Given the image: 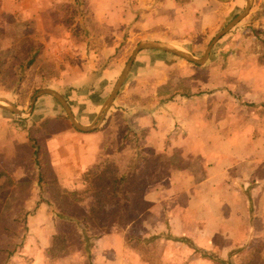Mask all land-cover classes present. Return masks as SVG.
<instances>
[{
  "label": "crops",
  "instance_id": "obj_1",
  "mask_svg": "<svg viewBox=\"0 0 264 264\" xmlns=\"http://www.w3.org/2000/svg\"><path fill=\"white\" fill-rule=\"evenodd\" d=\"M42 1L0 0V14L22 13ZM96 1L95 10L103 12L100 19L106 22L105 26L127 27L131 32L142 30L147 35L159 34L161 29H176V22L181 24L215 3L212 0H188L183 4L177 0H120L119 8H112L116 15L110 16L99 2L118 0ZM217 1L227 4L235 0ZM237 1L246 8V0ZM182 31L189 33L186 26ZM143 41L170 42L159 38ZM236 55L229 57V61L233 58V66L229 62L230 66L190 67L185 69V77L181 74L184 78L176 76V66L167 65L173 54L149 50L137 56L127 79L131 88L146 100L135 103L137 108L135 104L128 105L134 111L119 110V115L132 117L140 129L147 130L146 142L154 154L167 159L180 155L188 165L173 169L167 182L145 197L148 210L135 219L141 226L137 241L131 235L135 226L113 228L94 241L90 258H84L83 253L53 257L50 249L57 245L62 234L54 230L50 233V243L39 245L41 258L34 264H73L72 260L78 257L80 260L74 264H217L205 257L204 252L241 264L242 253L252 252L264 242V54ZM246 55L253 62L239 61L247 58ZM89 79L96 85L102 81L98 77ZM180 80L186 81L183 89L176 84ZM91 83L75 89L91 91ZM169 86L174 93L165 97L161 92ZM42 97L32 113L33 117L42 115L38 125L48 116L55 117L43 113L41 106L52 103ZM67 102L81 125L94 122L105 104L93 121L80 122L73 105ZM89 104L96 107L100 103L90 100ZM113 110L114 104L106 118L112 116ZM105 120L91 132L78 131L64 119L55 120L63 128L55 131L52 138L60 142L54 145L53 154H58L60 147L70 154L78 146L80 159L90 153L95 156L99 153L96 148L100 137L105 135L109 139L119 134L102 131ZM12 129L17 139L26 143L28 134L17 132L11 122L8 128L3 126V139ZM45 133L48 135L47 130ZM82 142H94V145L86 147ZM100 144L104 149L105 143L100 141Z\"/></svg>",
  "mask_w": 264,
  "mask_h": 264
},
{
  "label": "rangeland",
  "instance_id": "obj_2",
  "mask_svg": "<svg viewBox=\"0 0 264 264\" xmlns=\"http://www.w3.org/2000/svg\"><path fill=\"white\" fill-rule=\"evenodd\" d=\"M186 1L188 0H177V3L183 4ZM212 1L215 3L208 4L207 8L201 10L197 16L180 21L181 24L176 22V29H161L156 35H147L142 30L131 32L127 27L105 26L106 22L100 19L103 12L95 10L96 0H43L22 13L1 12L0 30L9 29L13 23V17L27 21L28 25L17 26L20 28L18 30L28 33L33 30L34 48L37 49V44H39L41 53L35 64L24 71L23 80H25L16 90L14 89L18 76L16 73H20V63L28 58V45L19 44V40H17L18 47L9 41H4L0 45V52H2L0 55V104H5V101L10 102L23 113L24 117L25 113L30 110L36 94L45 88L52 89L73 105L80 122L83 120L91 122L100 112L134 50L143 40L146 38L166 39L170 41L168 43L184 52L201 58L207 46L218 33L242 14L245 9V4L243 5L237 0L227 4H223V1ZM109 2L101 1L99 3L106 10V15L115 16V9L112 10V8H119L121 1ZM185 26L189 33L182 31ZM16 38L23 39V37ZM8 49L12 50L6 56ZM240 52L264 54V0H254L251 14L215 45L210 62H206L204 66H233V58L229 61V57H237L236 54ZM246 56L247 58H242L239 61L253 62V59ZM171 58L172 61L167 62V65L176 66L178 68L176 76L180 78L185 77L186 68L203 66L178 56L173 55ZM262 59H264V55ZM218 62L220 63L217 64ZM229 62H231L230 65ZM95 74L97 76H94ZM181 74L184 77H181ZM90 77L92 79L98 77L102 81L96 85L90 82ZM144 82L146 83L147 80ZM90 83L93 86L91 91L80 92L84 88L75 89L83 84L88 86ZM185 83L186 81L182 80L176 82L180 89L184 88ZM185 90L187 91L186 88ZM161 93L166 97L173 94L174 91L169 86L163 88ZM45 97H42V100H50L52 104H43L41 106L44 109L43 113L49 112L55 117L48 116L44 120L45 122H41L44 128L42 131L41 128L39 130L40 133L43 132V129L44 132L48 131V135L45 133L47 136L44 135L45 137L38 141L42 147V156L50 158L45 159L44 162L47 169L42 171L43 176L40 177L42 185L37 183L39 177L36 168H32V162L30 160L19 162L23 157L20 150L16 165L27 166L29 174L33 175L34 183L33 181H30L31 184L26 181H18L9 176L10 171L13 175L15 163L13 159L10 162L5 161L0 155V264H34L41 258L40 251H38V248L41 250L39 245L50 243V233L55 232L54 230L61 231L62 234L58 237L57 245L50 249L51 256L83 253V257L86 258L88 256L87 245L91 240L93 244L98 239L100 232L103 231L102 225H106L115 216L124 218V222H127L128 219H137L139 215L148 210V203L145 204L138 200L136 196L135 183L132 182L128 186H124L119 182L121 179L119 165L121 162L127 164V160L124 161L123 158L112 155V148L105 154V149H102L100 144V141L107 142L108 138L105 135L98 140L96 152L99 153L95 156L90 153L80 159L78 146L71 150L70 154L65 148L60 147L58 154L54 155L55 151L53 150L56 147L54 145H58L60 142L53 141L52 138L56 132L63 128L61 124L55 123V120L64 119L69 125L71 123L59 102L52 96L46 95ZM90 100L100 104L94 107L89 104ZM126 100H129L130 103ZM142 100L146 99L141 96V93L131 88L127 79L117 97V102L114 103L112 113L115 114L118 111L119 114V110L129 112L132 109L134 111L129 107ZM150 101L153 102V100ZM128 105L129 107H127ZM136 106L135 104L134 107ZM79 107H81L80 110ZM33 115L23 118L0 109V140L4 135L3 126L6 125L8 128L10 122L17 132L19 131L20 134L25 132L29 135V129L39 126L38 122L42 116L33 117ZM84 115H91L92 118H87ZM115 117L117 119H114V130L122 125L119 117ZM109 118H106L104 125L107 124ZM27 139L26 142L29 141L28 136ZM19 142L21 141L19 140ZM82 143L86 147L94 145V142ZM133 158L135 159V157ZM175 159L181 160L180 155ZM89 172L92 173L91 176L85 179V175ZM103 180L106 181L103 182ZM115 180L117 182L110 191L102 192L101 182L106 184L111 181L115 182ZM15 183L18 184L17 188ZM126 196L133 197V199L127 201L125 200ZM103 198H107V203L99 204V199ZM68 216L82 220V224L86 225V230L93 237L87 240L82 236L81 232L76 229V224L69 220ZM92 216H96V218ZM98 216L104 218L102 223L94 221ZM25 224L28 226L27 241L16 256L9 257L11 248L22 241ZM134 226L135 230L131 232V235L136 236L134 239L137 241V238L141 236V226L140 223H136ZM42 230H45V234ZM152 253L154 252H148V254ZM248 253L250 252H244L240 256L243 258ZM80 258L72 260L73 264Z\"/></svg>",
  "mask_w": 264,
  "mask_h": 264
},
{
  "label": "trees",
  "instance_id": "obj_3",
  "mask_svg": "<svg viewBox=\"0 0 264 264\" xmlns=\"http://www.w3.org/2000/svg\"><path fill=\"white\" fill-rule=\"evenodd\" d=\"M27 25V21H24L18 17H13V23L10 25L9 29L0 30V45H2L4 41H9L12 42L15 47H18L17 40H19V44L21 45H28V58H25V60L20 63V73H16V75L18 74L17 80L14 84V89L16 90H18L19 86L25 80H23V76L25 75L24 71L27 70L28 67L31 68L35 64L36 59L41 53L39 44H37V49L34 48L35 41L32 39V34H34L33 30H31L29 33L27 31L18 30L20 29L18 27H25ZM16 37H23V39H19ZM11 50L12 49L6 50V52L8 53L6 54V56L9 55ZM1 53L2 52H0V55ZM115 116H118L119 121L122 123V125L117 127L116 130H114L112 123L113 117ZM115 119H117V117H115ZM40 128L42 131L44 125L42 124L39 126H35V128L29 129V141L26 143L19 142L14 129H12L11 132L9 131L4 139L0 140L1 157L8 162L13 159V162L15 163L13 168V175L10 173L11 171L9 172V176L13 177V179L18 181H26L30 184V181H33L34 183V180H32L33 175L29 174L27 166L16 165V163H18V152L20 150V153L23 155V157L19 160V162L22 160H30L33 164L32 168H36V171L38 173L39 178L37 183L42 185V171L47 169L44 162L45 159L48 160L49 157L45 155L42 156L41 154V145L38 139L46 134L44 132V129L43 132L40 133ZM101 130L104 132L113 131L114 133L118 131L119 134L117 136L110 137L107 142H105V154L110 148H112V155H115L118 158H123L124 161L125 159L127 160V164H125V162H121V164L119 165L118 169L121 174V179H119V182L124 186H128L132 182L135 183V190L137 192L136 196L138 197V200L143 201L145 204H147L145 202V197L148 195V193L152 192L158 185L166 183L173 169H181L188 165L187 162L183 159L177 161V159L174 158L167 159L165 156L154 154L153 149L146 142L147 130L140 129L138 127V124L132 117L127 118L124 115L113 114V116L109 118L107 124L104 125ZM122 135L123 137H120ZM128 156L132 157L128 158ZM133 157H135V159ZM131 159L132 162H130ZM91 174L92 173L90 172L87 173L85 175V179H88ZM106 180H103V182ZM116 182V180L115 182L111 181L106 184L101 182L102 192H105V190L110 191V189L114 187V184ZM17 185L18 184L15 183L16 188L18 187ZM31 187L33 188L34 186L32 185ZM132 199L133 197L130 196L125 197V200L127 201H130ZM98 202L99 204L103 202L107 203V198L99 199ZM92 217L96 218V216ZM68 219L76 224V229L80 231L82 236H84L87 240H90L93 237V235H90L88 230H86V225L82 224V220L69 216ZM94 221L102 223L104 221V218L102 216H98ZM136 223L137 221L135 219H128L127 222H124V218L115 216L106 225H102L103 231L100 232L99 236L110 233L113 228H126L129 226H134ZM26 232H28V226H26L25 224V234L22 238V241L20 244H16L11 248L12 250L9 252V257L16 256L24 247L27 241ZM87 246L88 256L90 258L92 240L88 243ZM4 251L8 252L9 250ZM203 254L205 257L213 260L217 264H234L231 260H224L220 257L211 255L208 252H204ZM241 264H264V242L260 244L257 249L245 255Z\"/></svg>",
  "mask_w": 264,
  "mask_h": 264
},
{
  "label": "water",
  "instance_id": "obj_4",
  "mask_svg": "<svg viewBox=\"0 0 264 264\" xmlns=\"http://www.w3.org/2000/svg\"><path fill=\"white\" fill-rule=\"evenodd\" d=\"M247 4H246V8L244 10V12L239 15L238 17H236V19H234L232 22H230L221 32L218 33V35L214 38V40L209 44V46L207 47L204 55L201 58H196L194 55H192L191 53H187L184 52L183 50L170 45L168 43L165 42H158V41H142L139 46L134 50L129 62L127 63V65L125 66L124 70L122 71L110 97L107 99V101L105 102L101 112L98 115V118L88 124V125H81L78 120L76 119L75 115L73 114V111L70 107V105L68 104L67 100L57 91L52 90V89H42L40 90L36 96L33 98L32 103H31V108L28 112L25 113L24 117L22 116L23 113L19 111V109L11 104L10 102L5 101V104H0V109L3 110H7L13 114H16L20 117L23 118H27L30 117L31 114L33 113L35 104L37 102V100L42 97V96H52L53 98H55L59 104L63 107V109L65 110L67 117L69 118L71 124L73 125V127L75 129H77L78 131L81 132H91V131H95L96 129H98L101 124L103 123V121L106 119L110 109L112 108L116 98L118 97L124 83L126 82L129 73L131 72V69L133 67V64L137 58V56L143 52V51H163V52H167L170 54H173L175 56H178L180 58L186 59L187 61L197 64V65H204L210 58L211 53L215 47V45L224 37L226 36L231 30H233L237 25H239L243 20H245L251 12L252 6H253V0H246Z\"/></svg>",
  "mask_w": 264,
  "mask_h": 264
}]
</instances>
